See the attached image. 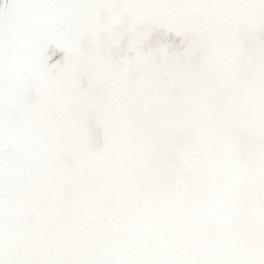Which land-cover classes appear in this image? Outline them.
I'll return each instance as SVG.
<instances>
[{"label": "snow or ice", "instance_id": "snow-or-ice-1", "mask_svg": "<svg viewBox=\"0 0 264 264\" xmlns=\"http://www.w3.org/2000/svg\"><path fill=\"white\" fill-rule=\"evenodd\" d=\"M0 264H264V0H0Z\"/></svg>", "mask_w": 264, "mask_h": 264}]
</instances>
